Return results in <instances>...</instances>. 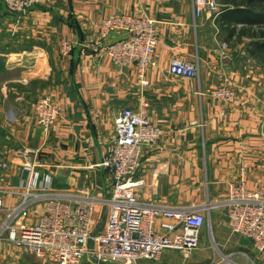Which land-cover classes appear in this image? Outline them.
<instances>
[{
	"label": "crops",
	"instance_id": "1",
	"mask_svg": "<svg viewBox=\"0 0 264 264\" xmlns=\"http://www.w3.org/2000/svg\"><path fill=\"white\" fill-rule=\"evenodd\" d=\"M239 1L218 0L224 11L216 17L211 11L197 15L195 0H40L22 13L0 0L3 207L13 208L25 191L43 188L110 196L113 176L100 163L116 136V117L125 107L138 110L147 103L149 118L163 135L155 145L142 147L132 182L139 199L183 207L215 202L229 196L242 172L250 189L264 185V62L251 53L255 38L240 36L246 4ZM117 14L156 21L157 63L145 71L147 87L135 65H117L106 53L80 50L81 41L96 40L102 21ZM122 36L113 33L111 39ZM64 40L75 44L72 53L61 51ZM173 59L198 65V77L172 74ZM223 76L235 89L229 102L210 96ZM42 96L61 109L49 129L35 119ZM43 210L42 202L33 206L27 221H40ZM210 221L224 250L251 247L256 259L264 260L251 240L232 232L224 207L211 211L203 235ZM201 243L188 255L170 250L136 264H203L214 251L210 243ZM0 264L56 263L3 238Z\"/></svg>",
	"mask_w": 264,
	"mask_h": 264
},
{
	"label": "built area",
	"instance_id": "2",
	"mask_svg": "<svg viewBox=\"0 0 264 264\" xmlns=\"http://www.w3.org/2000/svg\"><path fill=\"white\" fill-rule=\"evenodd\" d=\"M4 2L10 11L22 13L40 0ZM223 10L218 0H195L197 15L211 11L217 17ZM113 33L123 36L112 40ZM158 43L153 18L117 14L102 21L96 40L81 41L79 47L84 53H106L117 65H135L140 83L147 87L145 71L157 63ZM60 45L64 54L72 53L76 47L68 40ZM222 47L227 48V44ZM170 72L187 79L196 78L199 67L173 59ZM223 80L210 96L229 102L235 97V89L227 76ZM147 108L148 103L138 110L125 107L116 117V136L107 143L100 163L113 176L110 196L63 194L43 188L39 192L25 191L13 208L3 207L0 197V239L56 264H80L85 258L95 263L136 264L141 260H158L167 250L188 255L199 249L208 215L213 209L224 207L232 232L251 240L264 256V185L250 189L244 172L230 185L229 196L215 202L183 207L137 197L132 182L141 167L142 147L155 145L163 135V129L149 118ZM60 111L51 97L42 96L36 101L35 119L49 129ZM40 202L44 203L40 221L30 224L27 221L30 210ZM104 205L108 207L105 228L89 243L99 209Z\"/></svg>",
	"mask_w": 264,
	"mask_h": 264
},
{
	"label": "rangeland",
	"instance_id": "3",
	"mask_svg": "<svg viewBox=\"0 0 264 264\" xmlns=\"http://www.w3.org/2000/svg\"><path fill=\"white\" fill-rule=\"evenodd\" d=\"M101 209H99V216L97 221L99 220ZM214 232L216 233V228L212 227L211 221L208 223L206 228L204 229V235L201 234L202 242L205 241L210 243L213 248L214 255H212L211 260L204 262L203 264H264V260L256 259V254L252 250L251 247L238 249L234 245H230L229 248H224L216 243ZM218 235L216 234V237ZM198 250V249H197ZM195 250V251H197ZM170 251V250H167ZM194 251V252H195ZM88 258H85L80 264H88Z\"/></svg>",
	"mask_w": 264,
	"mask_h": 264
},
{
	"label": "trees",
	"instance_id": "4",
	"mask_svg": "<svg viewBox=\"0 0 264 264\" xmlns=\"http://www.w3.org/2000/svg\"><path fill=\"white\" fill-rule=\"evenodd\" d=\"M241 2L246 4V8L243 10L244 16L242 15L239 21L246 24V29L241 30L240 36L248 35L255 38L251 53L259 61L264 62V0H242L239 1L240 5Z\"/></svg>",
	"mask_w": 264,
	"mask_h": 264
},
{
	"label": "water",
	"instance_id": "5",
	"mask_svg": "<svg viewBox=\"0 0 264 264\" xmlns=\"http://www.w3.org/2000/svg\"><path fill=\"white\" fill-rule=\"evenodd\" d=\"M107 216H108V207H107V205H104L102 210H101L99 220L97 221V224L91 233V239H90L89 243H92L94 236H97L98 234H100L104 230L106 222H107ZM100 264H117V262L114 263V262H103L102 261V262H100Z\"/></svg>",
	"mask_w": 264,
	"mask_h": 264
}]
</instances>
